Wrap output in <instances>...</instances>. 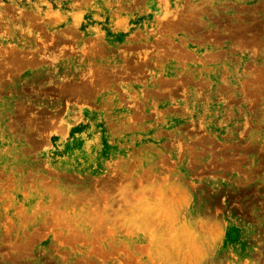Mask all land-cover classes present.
Listing matches in <instances>:
<instances>
[{
	"label": "rangeland",
	"instance_id": "1",
	"mask_svg": "<svg viewBox=\"0 0 264 264\" xmlns=\"http://www.w3.org/2000/svg\"><path fill=\"white\" fill-rule=\"evenodd\" d=\"M0 264H264V0H0Z\"/></svg>",
	"mask_w": 264,
	"mask_h": 264
}]
</instances>
